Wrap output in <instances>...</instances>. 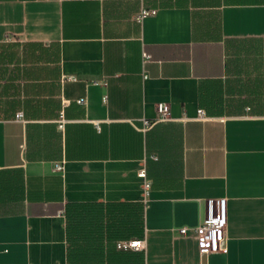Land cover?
Here are the masks:
<instances>
[{
    "label": "crops",
    "instance_id": "0c3cea01",
    "mask_svg": "<svg viewBox=\"0 0 264 264\" xmlns=\"http://www.w3.org/2000/svg\"><path fill=\"white\" fill-rule=\"evenodd\" d=\"M0 264H264V0H0Z\"/></svg>",
    "mask_w": 264,
    "mask_h": 264
},
{
    "label": "built area",
    "instance_id": "2783aa9c",
    "mask_svg": "<svg viewBox=\"0 0 264 264\" xmlns=\"http://www.w3.org/2000/svg\"><path fill=\"white\" fill-rule=\"evenodd\" d=\"M154 13V10L144 11L143 14ZM147 58V55H143ZM84 99H80L78 103H84ZM157 118L156 121L165 122L170 119L169 106L165 103H159L156 105ZM18 118L22 117V114L17 115ZM199 119L204 118V111L198 110ZM147 125V123H145ZM63 124L59 125L62 128ZM59 170L60 167L57 166ZM139 177H144V172L139 173ZM225 199H218L215 201H209V216L195 228V233L198 243V251L201 255L207 256L208 254L220 250L226 240V212H225ZM185 234L186 229L180 231ZM117 249L120 250H134L140 251L143 249V241L130 240L120 241L116 243Z\"/></svg>",
    "mask_w": 264,
    "mask_h": 264
}]
</instances>
